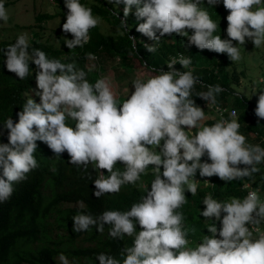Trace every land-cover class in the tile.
Returning <instances> with one entry per match:
<instances>
[{"label": "clouds", "instance_id": "obj_1", "mask_svg": "<svg viewBox=\"0 0 264 264\" xmlns=\"http://www.w3.org/2000/svg\"><path fill=\"white\" fill-rule=\"evenodd\" d=\"M111 2L119 5L121 0ZM218 2L207 0L209 6ZM123 3L122 24L127 27L126 18L135 6L137 20L144 21L137 25L136 31L154 41L145 45L150 53L157 51L155 42L173 33L187 37L189 45L200 50L226 53L232 62L241 59L237 45H244L246 37L255 48L264 46V0H223L229 11L226 17L229 39L213 34L217 23L199 6L201 0H123ZM65 7L68 12L62 29L74 37L65 39V44L69 49L83 47L90 39V29L100 23V18L93 16L92 9L80 0H65ZM8 19L7 9L0 2V20ZM188 29L192 30L191 35ZM28 49L27 36L20 35L4 53L7 70L20 80L28 77L30 60L37 66L36 95L40 103L28 99L18 113V122L9 118L3 124L8 130V143H0V202L11 197L13 182L25 180L29 172L39 167L34 155L37 140L45 142L57 156L67 152L70 163L85 170L89 165L107 170L110 174L107 178L94 180L97 198L119 193L127 184L135 186L151 166L155 178L139 202L127 211L105 210L96 217L78 212L73 217L74 230L90 231L96 226L102 234L107 224L113 239L134 237L132 246L122 250V264H264V233L253 239L247 227L264 222V202L256 191H250L243 200L232 198L227 203L206 194L202 200L206 207L200 214L205 219L220 221L221 227L208 226L211 235H205L195 248L188 247V233L182 227L184 216L176 210L187 203L185 188L196 195L199 183L196 180H201L193 179L197 170L201 177L215 175L227 183L258 172L256 165L264 162V148L246 143L235 118L204 126L191 138L186 134L185 128H197L205 119L204 110L190 98L198 80L190 71L174 68L177 62L188 68L190 58L181 55L178 60H170L168 71L161 70L146 82L136 79L134 91L118 104L106 79L90 84L86 73L76 70L73 64L49 59L39 49L32 53ZM208 88V92L199 96L215 103V94L223 89L220 85ZM255 114L264 119V92L259 95ZM235 115L231 113L232 117ZM69 119L76 122L75 127L66 123ZM205 153L210 163L201 162ZM118 161L124 165L123 172L114 170ZM80 207L85 206L81 203ZM97 259L99 264H121L104 252ZM58 261L69 264L63 253Z\"/></svg>", "mask_w": 264, "mask_h": 264}, {"label": "trees", "instance_id": "obj_2", "mask_svg": "<svg viewBox=\"0 0 264 264\" xmlns=\"http://www.w3.org/2000/svg\"><path fill=\"white\" fill-rule=\"evenodd\" d=\"M9 1L0 0L4 5ZM80 3L90 7L93 15L115 26L117 31L103 33L96 26L89 31L88 43L83 47L69 49L63 39H59L57 46L41 39L42 18L52 15L38 13L34 16L35 21L29 25L32 28L35 26L28 39L29 53L39 49L44 51L49 59H58L64 64H73L76 70H83L87 81L94 85L101 77L98 68L90 69L87 66L91 55H96V58L105 57L107 60L111 58L116 61L119 68H131L136 61L155 76L159 75L161 70L168 71L166 62L169 56L179 51L192 60V68L183 69L178 63L174 65V68L181 72L190 71L198 80L191 91L190 98L195 101L197 107L204 110L205 119L202 124L211 126L218 120L205 107L206 101L199 94L208 92V86L220 85L223 90L215 94V103L233 106L237 111V119L241 123L239 132L246 137V143L264 148V140L260 139L264 137V119L256 116L257 105L251 103L242 94L234 92L231 84L237 83L238 77L233 68L231 71L227 69L231 60L226 53L200 50L194 45H189L187 37L174 33L161 37L158 42H155L157 51L150 53L145 45H150L154 41L136 31L137 25L144 21L143 19L137 20L135 6L126 18L127 27H125L121 21L124 19L123 0L115 7L113 2L105 0H95L88 4L80 0ZM199 6L207 10L211 19L217 23V29L213 34L220 35L221 39H229L226 31L228 26L226 17L229 11L225 9L223 0H219L214 6H209L207 0H201ZM187 31L189 35L192 34L191 29ZM73 38L71 34L70 39ZM15 41L12 38L0 39V143H8V130L3 125L5 121L12 118L14 123L18 122V113L23 110V105L28 99L32 98L40 103V97L36 95L33 88L38 71L34 62L29 61V75L23 80L6 68L4 53L7 47ZM115 57H117L116 60ZM200 59L206 60L209 66L205 69L198 66L196 63ZM99 64L100 62L98 66ZM124 75L122 71L115 73L119 82L124 81ZM153 76L141 81L146 82ZM119 84L125 85L123 82ZM132 91H134V86L130 92L122 91L115 95L117 103L122 104ZM207 113L210 116H206ZM66 123L75 127L76 122L69 119ZM196 133V128L186 132L189 138ZM36 144L34 155L39 167L29 172L25 180L13 182L14 191L11 197L0 202V264H60L58 256L61 253L67 256L69 264H99L97 256L101 252L114 256L122 264L124 259L121 255L122 250L132 246L134 237L125 236L122 240L113 239L109 236L110 225L107 224L102 234L96 226H92L90 231L77 232L73 227V217L78 212L96 217L105 210L121 212L129 210L134 203L141 200L147 188L150 190L151 182L155 178L152 167L149 166L147 174H142L135 186L127 184L122 186L119 193L104 194L97 198L94 194L96 191L94 180L107 178L110 175L107 170L95 169L92 165L85 170L82 166L70 163V156L67 152L57 156L45 142L37 140ZM152 150L159 152L158 148ZM201 162H211L206 153L201 157ZM256 167L259 168L258 172L227 183L215 175L204 177L208 181L206 184L201 180H196L199 183L194 196L185 188L187 203L176 211L184 216L182 227L188 233L189 248H195L205 235H211L208 232V226L216 224L218 228L221 225L220 221L205 219L200 214L206 207L202 203L205 195L210 193L213 199L221 203L230 202L232 198L242 200L244 189L241 185L244 181L264 187V162ZM114 170L123 172V163L118 161ZM162 171L163 166H161V175ZM0 174H2V169H0ZM196 174H199V170ZM141 184L143 187L140 186ZM81 203L85 207L81 208ZM223 215L224 213L221 217ZM136 228L137 232L141 230L138 223Z\"/></svg>", "mask_w": 264, "mask_h": 264}, {"label": "rangeland", "instance_id": "obj_3", "mask_svg": "<svg viewBox=\"0 0 264 264\" xmlns=\"http://www.w3.org/2000/svg\"><path fill=\"white\" fill-rule=\"evenodd\" d=\"M60 1V2H59ZM10 0L6 5L9 19L7 22L0 20V39L2 38H12L17 39L20 35H26L29 39L31 32L35 29L29 25L35 21L34 16L38 13H47L51 14V17L42 18V29L40 30L41 39L43 41L49 42L53 45H59V39H70L71 33H65L62 29L63 23L66 22L67 18V8L65 7V0ZM85 4L90 2H95V0H84ZM110 2L111 0H105ZM113 6L114 3H112ZM263 6V5H262ZM99 17L97 15H93ZM100 18V17H99ZM98 29L103 33H114L117 31V28L104 19L100 18V23L97 25ZM237 42L234 41V45ZM241 53V59L236 62H232L227 65L229 71L232 68L237 73L238 82L232 83L231 86L234 89V92L237 94H242L247 100L251 103L257 105L259 95L261 92H264V83H260L261 80H264V46L260 48H255L254 43L251 39L246 37V43L244 45H237ZM88 60L87 66L90 69L98 68V73L102 78L106 79L112 91L115 95L119 92H130L132 89L133 82L136 79L144 80L146 77L153 76L152 73L147 68H144L138 62L135 61L134 65L132 64L131 68H119L117 67L116 61L111 58L97 57L94 60ZM115 60L117 57L114 58ZM100 62V66L98 63ZM104 64V65H102ZM202 68L208 67L209 63L200 59L196 63ZM116 71H122L125 73L123 76L124 81L117 80L115 77ZM123 82L124 86H121L119 83ZM36 91L37 82L34 83L33 87ZM256 91V92H255ZM206 116H210L207 113ZM203 121V120H202ZM202 121L199 122V127H197V132L204 127ZM190 132L192 129L185 128V132ZM151 147V146H149ZM210 163V162H209Z\"/></svg>", "mask_w": 264, "mask_h": 264}, {"label": "built area", "instance_id": "obj_4", "mask_svg": "<svg viewBox=\"0 0 264 264\" xmlns=\"http://www.w3.org/2000/svg\"><path fill=\"white\" fill-rule=\"evenodd\" d=\"M181 55H183V57H185V58H188L187 55L178 51V52L171 54L169 56V59L167 60L166 65L172 59L178 60ZM91 56H92V59H94V60L96 59V55H91ZM177 63L183 68V66L179 62H177ZM190 68H192V64L187 69H190ZM205 107L211 112L212 115H214L216 117V119L218 121L221 119L230 121L233 118H235L241 126L240 121L237 119V111L233 106H229V105H225V104H219V103H211L209 101H206ZM233 112H235V114H236L235 117L231 116V113H233ZM260 139L264 140V137H261ZM193 179L194 180L201 179V180H203L204 184H206L208 182L204 177H201L200 174L195 175L193 177ZM241 186L244 189L243 199L247 196V194L250 191H256V192H258V194L261 198V201L264 202V187H261L259 185H252L251 182H249V181H244ZM220 227H221V225L218 226V229ZM247 227H249V230L253 233V239L258 238L261 233H264V222H261L260 224H249V225H247Z\"/></svg>", "mask_w": 264, "mask_h": 264}]
</instances>
